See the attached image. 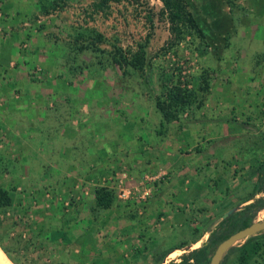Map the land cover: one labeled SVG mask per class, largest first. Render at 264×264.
Segmentation results:
<instances>
[{"label":"rangeland","instance_id":"1","mask_svg":"<svg viewBox=\"0 0 264 264\" xmlns=\"http://www.w3.org/2000/svg\"><path fill=\"white\" fill-rule=\"evenodd\" d=\"M185 1L201 36L176 40L159 0H0V240L17 264H175L250 201L264 0ZM138 43L142 69L110 60ZM173 83L196 99L161 124L154 100Z\"/></svg>","mask_w":264,"mask_h":264},{"label":"trees","instance_id":"2","mask_svg":"<svg viewBox=\"0 0 264 264\" xmlns=\"http://www.w3.org/2000/svg\"><path fill=\"white\" fill-rule=\"evenodd\" d=\"M119 0H94L93 6L96 9H104L110 2ZM129 4H138L139 0H126ZM161 7L159 13L168 24L169 38L180 40L184 34H196L199 37L201 32L187 8L185 0H159ZM232 4L231 0H227ZM46 13L47 9L43 8ZM81 35H79L80 37ZM90 40L92 43L103 41V35L94 30H90ZM110 54V60L118 67H130L132 69H142L145 64L144 44L138 43L136 48L128 55L121 51L119 47H113ZM163 98H155L154 107L161 116V124L170 122L177 118L178 113L184 110L195 98V92L179 86L177 83L171 84L163 93ZM251 174L255 175L250 192L241 201L245 202L239 210L233 212L221 219L218 232L214 235H208L207 239L189 250L180 257V261L175 264H207L209 258L217 245L222 239L229 234L244 228L252 222L255 213L264 207V155L252 166ZM95 205L98 208H108L112 200V192L105 187H98L94 191ZM10 196L7 189L0 186V208L8 206ZM222 233V234H219ZM181 247V246H178ZM0 248L4 254L14 263L17 264L8 254L6 248L0 240ZM166 251H162L156 257L160 260ZM233 253V264H264V230L261 233L252 235L244 239L238 245L230 247L222 256L218 264H225L226 258ZM6 257V258H7Z\"/></svg>","mask_w":264,"mask_h":264},{"label":"water","instance_id":"3","mask_svg":"<svg viewBox=\"0 0 264 264\" xmlns=\"http://www.w3.org/2000/svg\"><path fill=\"white\" fill-rule=\"evenodd\" d=\"M263 230H264V219L252 221L247 226H245L244 228L239 229V230L229 234L227 237H225L224 239H222L220 242L217 243V245L215 246L207 264H218L220 262L222 256H223V254L230 247L234 246L235 243H237L240 240H244V239H246L252 235H255L258 232L263 231Z\"/></svg>","mask_w":264,"mask_h":264},{"label":"bare ground","instance_id":"4","mask_svg":"<svg viewBox=\"0 0 264 264\" xmlns=\"http://www.w3.org/2000/svg\"><path fill=\"white\" fill-rule=\"evenodd\" d=\"M0 264H11L9 261H8V258H6L4 256V254L2 253V250L0 248Z\"/></svg>","mask_w":264,"mask_h":264},{"label":"built area","instance_id":"5","mask_svg":"<svg viewBox=\"0 0 264 264\" xmlns=\"http://www.w3.org/2000/svg\"><path fill=\"white\" fill-rule=\"evenodd\" d=\"M122 195H124V193L122 192Z\"/></svg>","mask_w":264,"mask_h":264}]
</instances>
